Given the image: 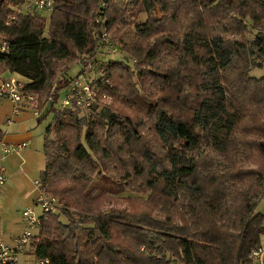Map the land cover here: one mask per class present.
I'll list each match as a JSON object with an SVG mask.
<instances>
[{
    "label": "trees",
    "instance_id": "obj_1",
    "mask_svg": "<svg viewBox=\"0 0 264 264\" xmlns=\"http://www.w3.org/2000/svg\"><path fill=\"white\" fill-rule=\"evenodd\" d=\"M33 1L0 0V63L25 79L26 92L49 95L59 63L95 54L104 30L124 51L104 66L102 82L119 110L94 107L87 118L51 108L39 119L54 113L40 180L66 204L44 221L37 257L247 262L264 237L254 200L264 194V116L254 110L264 104V76L251 75V55L264 59V0H55L49 23L28 9ZM251 160L256 166H243ZM126 190L147 198L99 208Z\"/></svg>",
    "mask_w": 264,
    "mask_h": 264
},
{
    "label": "built area",
    "instance_id": "obj_2",
    "mask_svg": "<svg viewBox=\"0 0 264 264\" xmlns=\"http://www.w3.org/2000/svg\"><path fill=\"white\" fill-rule=\"evenodd\" d=\"M35 7L38 10H53V2L49 0H34L28 9ZM17 11V10H16ZM110 46H116L111 42L109 33L104 30L97 45L96 52ZM0 49L5 51V45ZM98 53L81 54L77 58L80 73L70 80L64 88L58 84L52 87L51 93L42 97L25 91L26 81L22 77L13 76L5 80L0 86V96L8 99L14 108V115L19 116L25 112L31 113L35 118L44 116L47 109H55L58 113L75 108L84 113H93V108L98 103L99 95L105 99L109 95H102V82L105 78V65L98 60ZM101 93V94H100ZM59 105L57 106V104ZM11 123V120L7 121ZM26 148V144L9 145L2 143V155L0 156V201L2 190L8 182L6 158L19 153ZM34 185L38 191L34 206L26 208L21 213V231L13 235L9 240L0 237V264H51L49 259H39L36 255L37 243L40 241V231L44 221L50 214L59 213L64 207V201L59 196L51 195L41 180H36ZM240 264H264V247L259 246L250 252L247 262Z\"/></svg>",
    "mask_w": 264,
    "mask_h": 264
},
{
    "label": "rangeland",
    "instance_id": "obj_3",
    "mask_svg": "<svg viewBox=\"0 0 264 264\" xmlns=\"http://www.w3.org/2000/svg\"><path fill=\"white\" fill-rule=\"evenodd\" d=\"M51 1H55V0H51ZM123 4L120 3V6L124 7ZM52 11H48V10L40 11V14L47 19L48 23H49ZM140 18L143 21H145L147 19V16H146V14H142V15H140ZM116 30H118V29L115 25L113 28V33ZM46 35H47V33H46ZM135 38L136 37H135V34H134L132 29H126L125 30V34H124V40L125 41L133 42L135 40ZM110 39H111V42L113 43L114 41L112 40L111 35H110ZM116 44H117V46H110V44L108 45V43H107L106 44L107 47H104L102 50L96 52V53H98L97 54L98 60L101 61L104 65H106L108 62H110L112 60H119L120 61L121 59L124 58V51L122 50L121 44L119 42H116ZM78 57H76L73 60H65V61H62L59 63L60 68H59V70H57L58 74H57V77L53 80L52 86L55 84L60 85L59 82H61V80L63 82L65 77L74 78V77H77L79 75L80 68H79V65L77 64V58ZM251 59L254 60L255 64L257 65V67L253 66L252 71H251V75L254 77H257V78L263 77L264 76V70L262 68H263V64H264V59L259 57L257 54H255L253 56L251 55ZM5 65H8V64L5 63ZM12 76H17V75L12 74ZM17 77H20V76H17ZM47 95H48V93H44V94H42V97L46 98ZM1 98H3V97H1ZM58 105H59V103L57 104V106ZM107 106L111 107V110H113V111L119 110L121 108L120 104L116 101L114 96L110 95V98L105 99L104 97L99 95L98 103L95 105V107H99L100 109H102V108H105ZM254 110H258L264 116V104L258 106ZM80 115L86 116L87 118H89L90 116H92V113L87 112V113H81ZM53 118H54V113H51L49 116H47L46 119H44L42 121L41 124H39L38 121H36V124H35L34 133H35V136L39 137V139H37V147L40 149L41 158H42V155L44 154V152H43L44 137H45L44 134L46 132L47 127L53 122ZM201 154L202 155H210L216 161L220 162L221 167H224L225 163L223 162V160L216 153L212 152L208 148L204 147L202 149ZM242 164L244 167L256 166L255 160L245 161ZM7 168H8V162H7ZM8 171H9V168H8ZM16 175H17V177L21 176V180L25 179L27 182H30V183L33 182V184H34L35 180H39V176H40V174H38L37 171H32V173H31L28 169H26L25 166H24V172H22L20 174L16 173ZM16 175L14 174L13 176H10V181H11V183L13 182L12 183L13 185H11V186H13V189L18 193L17 186L14 183V179H16L15 178ZM30 187L31 188H29L28 190L31 194V192L34 191L33 190L34 188L32 186H30ZM232 192H233V188L230 187L229 192H228V194H229L228 203L229 204H234L235 201H237V199L239 197V196H236L235 194H233ZM17 193L12 194V201H11V203H9V205H7L6 202H4L5 200L2 201V203H0V207L6 208L7 211H9V215L11 216L12 220L16 219L19 216L21 217V213L28 206L27 204H25L26 202L24 200L19 198V195ZM128 197L135 198V200H137V201L138 200H145L147 198L146 195H142V194H139L136 192H131L129 190H126L122 194L113 195L112 202H107L106 204L103 203L99 208H101L104 211H108L111 206H119L120 208L127 207L128 204L124 201V198H128ZM254 200L258 204L256 207V213H258V212L264 213V194H260ZM64 204H66V203H64ZM75 217H76V219L79 218L78 215ZM63 220L65 221V219H63ZM4 227H6V223L4 222L3 218L0 216V236H3V237L9 236L10 235L9 232H7V230ZM6 228L9 230L8 227H6ZM261 245L264 247V237L262 238V244Z\"/></svg>",
    "mask_w": 264,
    "mask_h": 264
},
{
    "label": "crops",
    "instance_id": "obj_4",
    "mask_svg": "<svg viewBox=\"0 0 264 264\" xmlns=\"http://www.w3.org/2000/svg\"><path fill=\"white\" fill-rule=\"evenodd\" d=\"M12 74L13 73L10 71L9 65L0 63V86L5 80L13 77ZM8 120H11L12 122L8 123ZM36 121L41 124L39 119L35 118L29 112H25L19 116H15L13 104L8 99L0 97V156L2 155L3 142L9 145L26 144L25 149H23L19 153H13L9 155L4 162L8 182L2 190L0 203L5 200L4 202L9 205V203H11L12 201V194L17 193L13 189V186H11L13 185V182L11 183L10 176H13L14 174L16 175V173L20 174L24 172V166L31 173L32 171H37L41 176V173L46 168V158L44 154L41 158L40 149L37 147V139H39V137L35 136L34 133ZM7 162L9 171L7 168ZM15 178L16 179H14V183L17 186V194L19 195V198L26 202L25 204L28 205L26 208L34 206V203L38 196V191L34 187L35 185L33 184V182H27L25 179L21 180V176L17 177V175ZM30 186L34 188V191L32 190L33 192H31V194L28 190L29 188H31ZM0 216L3 218L4 222L6 223V227H8L9 230L6 227L4 228L10 234L6 237H0L9 240V238L21 231L22 226L20 216L12 220L11 216L9 215V211H7V209L3 207H0Z\"/></svg>",
    "mask_w": 264,
    "mask_h": 264
}]
</instances>
